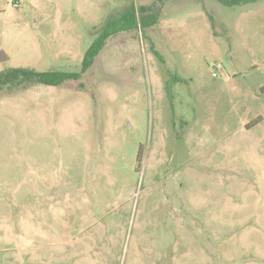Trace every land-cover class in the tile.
Here are the masks:
<instances>
[{"label":"rangeland","instance_id":"374dc122","mask_svg":"<svg viewBox=\"0 0 264 264\" xmlns=\"http://www.w3.org/2000/svg\"><path fill=\"white\" fill-rule=\"evenodd\" d=\"M133 1L77 79L0 92V264H264V0ZM129 5L0 0V70L80 72Z\"/></svg>","mask_w":264,"mask_h":264},{"label":"trees","instance_id":"16d2710c","mask_svg":"<svg viewBox=\"0 0 264 264\" xmlns=\"http://www.w3.org/2000/svg\"><path fill=\"white\" fill-rule=\"evenodd\" d=\"M130 5L115 15L109 16L101 30L87 47L81 61L80 72L62 70L38 71L30 67H11L0 70V92L4 89L28 88L34 84L61 85L70 79H77L79 74L88 69L95 56L105 45L106 39L120 31L136 29L138 25L143 29L153 25L159 17V8L154 2L151 5L136 6L133 0ZM223 5L246 4L255 0H217ZM157 7V9H155ZM155 9V10H154ZM158 55L157 51L153 49ZM139 158V157H138Z\"/></svg>","mask_w":264,"mask_h":264},{"label":"water","instance_id":"95a60500","mask_svg":"<svg viewBox=\"0 0 264 264\" xmlns=\"http://www.w3.org/2000/svg\"><path fill=\"white\" fill-rule=\"evenodd\" d=\"M6 58H7V56L5 55V53L3 51H1V53H0V60H4Z\"/></svg>","mask_w":264,"mask_h":264}]
</instances>
